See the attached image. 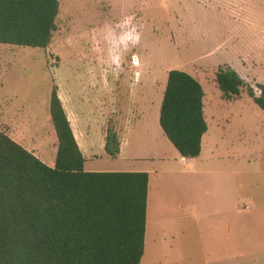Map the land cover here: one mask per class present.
Segmentation results:
<instances>
[{
	"label": "rangeland",
	"instance_id": "rangeland-1",
	"mask_svg": "<svg viewBox=\"0 0 264 264\" xmlns=\"http://www.w3.org/2000/svg\"><path fill=\"white\" fill-rule=\"evenodd\" d=\"M0 67H25L20 74L38 96L75 75H101L108 95L94 127L125 129L135 114L130 139L145 151H151L144 146L151 109L157 112L169 72L182 70L199 79L206 121L225 131L236 154L244 145L264 152V110L248 93L251 87L259 94L264 84V0H60L49 47L2 44ZM221 67H235L245 80L240 97H223L216 82ZM249 187L264 193V172L252 174Z\"/></svg>",
	"mask_w": 264,
	"mask_h": 264
},
{
	"label": "trees",
	"instance_id": "trees-1",
	"mask_svg": "<svg viewBox=\"0 0 264 264\" xmlns=\"http://www.w3.org/2000/svg\"><path fill=\"white\" fill-rule=\"evenodd\" d=\"M60 0H0V44L48 48ZM223 97L242 95L245 80L221 67ZM249 96L264 110V84ZM205 91L191 74L172 70L160 125L183 157L196 158L208 131ZM51 116L59 139L55 167L0 130V264H141L145 253L149 174L87 172L85 157L55 85ZM106 152L120 153L108 129Z\"/></svg>",
	"mask_w": 264,
	"mask_h": 264
},
{
	"label": "crops",
	"instance_id": "crops-1",
	"mask_svg": "<svg viewBox=\"0 0 264 264\" xmlns=\"http://www.w3.org/2000/svg\"><path fill=\"white\" fill-rule=\"evenodd\" d=\"M24 68L0 67L1 131L55 167L59 139L50 107L56 85L85 157V171L149 174L141 264H264V193L246 191L251 175L264 172L263 148L258 155L257 148L254 151L251 145H244L242 153L236 154L234 145L225 142V131L207 123L201 154L183 157L160 125L168 74L157 112L151 109V140L144 145L151 151L139 149L130 139L133 114L125 129L115 128L120 153L112 158L106 152L107 122L100 129L94 127L108 95L109 81L101 78V69L100 79L75 75L67 86L50 84L38 96L21 76ZM152 100L148 101L151 105ZM164 147L171 150L172 157Z\"/></svg>",
	"mask_w": 264,
	"mask_h": 264
}]
</instances>
